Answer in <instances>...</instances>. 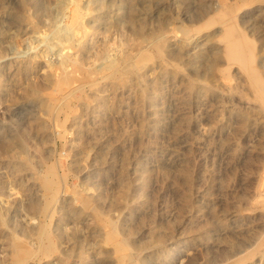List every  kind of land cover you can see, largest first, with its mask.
<instances>
[{
	"label": "rangeland",
	"instance_id": "374dc122",
	"mask_svg": "<svg viewBox=\"0 0 264 264\" xmlns=\"http://www.w3.org/2000/svg\"><path fill=\"white\" fill-rule=\"evenodd\" d=\"M232 5L264 74V2L0 0V264H16L15 245L25 264H228L254 245L238 264H264V111L222 54L216 19ZM58 33L98 75L65 112L49 109ZM139 52L152 55L141 69L103 70V53L126 71Z\"/></svg>",
	"mask_w": 264,
	"mask_h": 264
},
{
	"label": "bare ground",
	"instance_id": "6f19581e",
	"mask_svg": "<svg viewBox=\"0 0 264 264\" xmlns=\"http://www.w3.org/2000/svg\"><path fill=\"white\" fill-rule=\"evenodd\" d=\"M251 1L252 2L254 1V2H257V3H258V1L264 2V0H251ZM247 3L249 4L250 2H247ZM242 8H243V6H242ZM226 9L227 8H225L223 11L220 9L221 11L220 10H219L220 12L218 11L219 14L217 12L218 19H216V21H219V19H220V21L222 19H224L223 23H222L223 24V30L221 32V35L219 36V41L221 42L222 54L226 58L228 64H230V65H233V64L236 65L237 64L238 68L240 67V69L244 71V73L246 74V78H247L248 84H249V86H250V88H251V90L253 92L254 98L261 105V107H262V109L264 111V74H263L262 71L259 70V68L256 65V55L254 53L253 54H248V51L253 49L254 43H253L252 39H250L247 36V34L238 27V25H237V23L235 21V16H236V7H235V5L234 6L232 5V7L228 8L227 10ZM239 11H237V12H239ZM78 15H81V14H77V16ZM75 20L77 21L78 24L72 23L73 25L74 24L77 25V26L74 25L75 26L74 28L80 26V23H79L80 22V17L78 16V18L77 19L75 18ZM83 27H84L83 30H85V25ZM65 29H67V28H65ZM83 30H81L80 34H82ZM64 31L65 30H63V32ZM67 31H66V34H67ZM73 31H74L73 29L71 31V29L69 28V33L70 32L73 33ZM186 31H188V30H186ZM181 32H182V30H181ZM85 33L88 34L86 31H85ZM58 34H56L57 35L56 43L57 44L59 43L61 48H60V51L58 50L59 48L57 49V47H56V49L59 51L58 53L61 56V59L58 62L59 65L57 63V65H58L57 66V71L55 70L56 71V78H55L54 82H55V86L56 87H55V91H52L51 95H50V100H52V104L50 105L49 109L51 111H55L56 110L58 112H65L66 110L68 111V110L72 109L70 107L69 103H68V96L71 93L74 94V92H73L74 89L76 90L77 88H80L83 84H85V82L90 81L92 79L91 75H96V74H94V73L92 74V72H95V71H89L90 68H89V70H86L84 68L83 64L78 60L79 57L74 59L76 57L75 56L73 58V53L70 50V45H66V43L67 44H69V43L68 42H65V43L63 42V41H65L66 38L60 37V34L59 35ZM61 34H63V33L61 32ZM73 36L74 35H72V36L70 35L69 37H73ZM52 37L55 38L54 35ZM64 37H65V35H64ZM82 37H83V35H82ZM85 38H82V39H85ZM50 39H52V41H54L53 38H50ZM71 42H73V41H70V43ZM78 43H80V42H78ZM73 44H74V42H73ZM82 45H84V41H81L80 46H82ZM164 45H165V41H163V40L156 41L155 40V47L154 48H155V53L158 56H163L164 55L163 54L164 53L163 52L164 51ZM52 46L55 47L54 44ZM60 46H58V47H60ZM139 48L140 47H137V49H139ZM139 53H141V52H139ZM104 54L105 53H103L101 55V57H100L101 59H105L103 61V63H102L104 65V68L102 66L103 70L105 69V71H108L107 74H110V75L112 74V75H114L115 77H118V78H120L119 76L122 77V75H124V73H128V72H131V71H134V70L136 71L138 69H141L142 66H143V62L145 60H147L150 56L152 57V55H150V54L148 55V53L146 54L145 52H143V54L142 53L141 54L137 53L139 55V56H137L139 59L136 57L138 60L135 61V62H132L133 64L130 61H128V63L130 62L132 64V65L130 64L132 67L129 68V69L127 68L126 71H124V68H126L127 65L124 68H122L119 63H117L114 60L109 59ZM59 55H58V57H60ZM101 59H99V61L97 63L101 64V61H102ZM99 67L101 68V66H99ZM99 67H98V71L100 70ZM96 76H98V75H96ZM93 78H95V76ZM76 91H78V89ZM56 114H57V112H56ZM60 128H63V127H60ZM21 169H23V168H21ZM55 175H56L55 171L53 169H49L47 171V173H45L43 176H40V179H41L42 184H43V186L45 188V191L49 194V195L47 194L49 197L46 200V202L44 204V207H42L43 210L44 211L47 210V212L50 209V207L55 203V201H56L55 198L58 197L57 195L59 194V191H60V184L56 181ZM88 201L90 203V200H88ZM86 202H87V198H86ZM89 203H87V204H89ZM88 207H89V205H88ZM252 209L260 211L264 215V169H263V172L261 173V175L259 176V182H258V185L256 187V197H255V199L252 202ZM47 212H46V214H47ZM101 222H103V221L101 220ZM40 237H41L40 241H42V243H44L43 241H45V240H48V241L51 240V238H50L51 235H50V232L48 230V226L46 225V223L41 226ZM259 239L260 240H259L257 245L260 248H263L264 247V235H262V237L259 238ZM43 246H45V245L43 244ZM125 246L126 245H124V247ZM255 246H256V244H255ZM253 247H254V245H253ZM253 247L250 250H247L245 253H242V255H240L239 257H237L235 260H233L231 263H228V264H238V263H242V262H245V261L253 258L254 255L256 254L255 251L252 250ZM29 254L30 253L28 251L23 250L22 247H20V246H16L15 245V247L13 249V256H14V259H16V264H25L24 258H26V256H28ZM126 255H124V256H126ZM133 264H142V263L141 262H139V263L136 262V263H133Z\"/></svg>",
	"mask_w": 264,
	"mask_h": 264
}]
</instances>
